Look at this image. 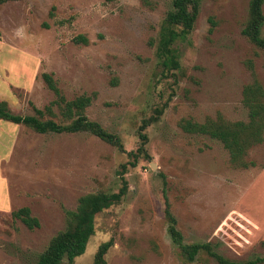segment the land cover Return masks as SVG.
<instances>
[{
    "label": "rangeland",
    "instance_id": "1",
    "mask_svg": "<svg viewBox=\"0 0 264 264\" xmlns=\"http://www.w3.org/2000/svg\"><path fill=\"white\" fill-rule=\"evenodd\" d=\"M249 1L201 0L193 29L173 45L179 68L169 71L155 49L172 0L0 4V101L15 114H34L33 106L55 98L42 78L51 73L66 100L90 96L84 114L123 147L88 131L41 133L0 119V181L9 197L0 203V264H34L65 228V210L83 194L118 191L122 178L125 195L95 216L85 251L61 264H92L107 240L106 264H220L203 252L192 262L181 257L165 199L184 243L209 242L233 261L264 256V132L245 155L248 167H240L220 140L180 125L246 121L244 86L257 80L264 92L263 54L242 33ZM78 35L86 41H75ZM52 110L42 119L68 122L56 104ZM152 117L138 151L139 127ZM22 206L39 226L12 216Z\"/></svg>",
    "mask_w": 264,
    "mask_h": 264
},
{
    "label": "trees",
    "instance_id": "2",
    "mask_svg": "<svg viewBox=\"0 0 264 264\" xmlns=\"http://www.w3.org/2000/svg\"><path fill=\"white\" fill-rule=\"evenodd\" d=\"M6 1L9 0H0V4ZM200 2L201 0H172V6L167 10L162 20L155 52L166 71L179 68L178 53L173 45L177 40H184L193 29L199 13ZM263 3L264 0L249 1L248 18L242 28V33L262 52L264 59ZM74 40L85 42L86 38L78 35ZM42 78L47 87L54 92V100L43 109L33 106L35 113L27 115L13 113L8 108L6 101H0V119L22 123L41 133L48 131L58 133L88 131L107 143L123 149L120 138L116 134L107 131L98 122L90 120L84 114L85 107L90 103V96L83 94L72 100H66L51 73L43 72ZM242 93V102L247 108L248 118L246 121H227L218 117L217 119L207 118L204 122L183 120L180 125L187 132L208 135L220 140L227 149L230 162L233 165L248 167V163L245 161L248 149L263 139L264 92L258 81L254 80L244 86ZM54 104L60 108V113L68 122L58 123L53 119H42L45 113L54 114L52 110ZM161 111L158 109L157 113L160 114ZM152 120L153 117L143 120L139 127L138 135L141 146L138 151L144 149V144L147 141L144 129ZM128 155L136 157V152L131 150ZM124 169L125 164L123 165ZM126 190L127 182L122 178V184L116 192H93L81 195L75 209L65 210V228L51 237L47 247L39 253L34 264H61L64 259L72 262L75 257L81 255L85 251L90 236L95 231V216L118 203L125 195ZM169 207V202L165 199L167 230L172 241L177 244L179 253L184 260L192 262L203 252L214 257L220 264H258L264 262V256H257L244 261L229 260L213 250L209 242L184 243L182 234L176 226V219ZM11 214L20 219L29 229L39 226L38 218L31 214L30 208L27 206L19 207L13 210ZM111 245L112 240L102 242L98 246L92 264H106L105 254Z\"/></svg>",
    "mask_w": 264,
    "mask_h": 264
},
{
    "label": "crops",
    "instance_id": "3",
    "mask_svg": "<svg viewBox=\"0 0 264 264\" xmlns=\"http://www.w3.org/2000/svg\"><path fill=\"white\" fill-rule=\"evenodd\" d=\"M1 181H0V203H2V205H6L9 202V197H7V194L4 190V185L2 184Z\"/></svg>",
    "mask_w": 264,
    "mask_h": 264
}]
</instances>
